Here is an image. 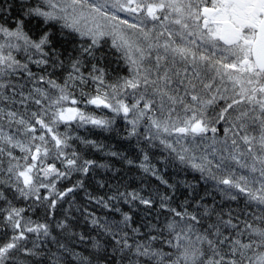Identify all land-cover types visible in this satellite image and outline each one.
Returning a JSON list of instances; mask_svg holds the SVG:
<instances>
[{
  "label": "snow or ice",
  "instance_id": "6c2138e0",
  "mask_svg": "<svg viewBox=\"0 0 264 264\" xmlns=\"http://www.w3.org/2000/svg\"><path fill=\"white\" fill-rule=\"evenodd\" d=\"M0 264H264V0H0Z\"/></svg>",
  "mask_w": 264,
  "mask_h": 264
},
{
  "label": "trees",
  "instance_id": "16d2710c",
  "mask_svg": "<svg viewBox=\"0 0 264 264\" xmlns=\"http://www.w3.org/2000/svg\"><path fill=\"white\" fill-rule=\"evenodd\" d=\"M80 134H81V135H89V132H88L87 129H81ZM105 135H106V134L100 132L99 130H93V131L91 132V136H92L93 138L104 139ZM101 175H104V173H101ZM98 178H99V177H98ZM101 191H102V192H103V191H107V189H104V190H101ZM101 211H103V210H101Z\"/></svg>",
  "mask_w": 264,
  "mask_h": 264
},
{
  "label": "rangeland",
  "instance_id": "374dc122",
  "mask_svg": "<svg viewBox=\"0 0 264 264\" xmlns=\"http://www.w3.org/2000/svg\"><path fill=\"white\" fill-rule=\"evenodd\" d=\"M121 15H124V14H121ZM129 19H131L130 17H128ZM80 131H81V129H80Z\"/></svg>",
  "mask_w": 264,
  "mask_h": 264
}]
</instances>
